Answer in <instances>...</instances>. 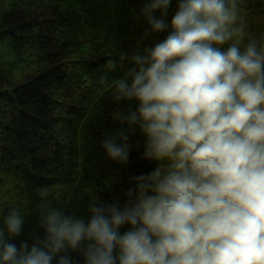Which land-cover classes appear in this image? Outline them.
<instances>
[{"label":"clouds","instance_id":"1","mask_svg":"<svg viewBox=\"0 0 264 264\" xmlns=\"http://www.w3.org/2000/svg\"><path fill=\"white\" fill-rule=\"evenodd\" d=\"M170 4L146 0L141 40L167 34L99 80L134 102L111 113L106 155L126 163L142 148L155 167L130 177L123 204L90 198L87 220L45 202L43 237L19 247L27 210L0 205V264H74L73 251L75 264H264V31L250 30L246 0H177L169 21Z\"/></svg>","mask_w":264,"mask_h":264},{"label":"trees","instance_id":"2","mask_svg":"<svg viewBox=\"0 0 264 264\" xmlns=\"http://www.w3.org/2000/svg\"><path fill=\"white\" fill-rule=\"evenodd\" d=\"M145 2L0 0V205L27 210L22 232L10 238L17 247L43 237L45 202L87 220L90 198L123 204L133 187L130 177L155 167L140 157L142 148L121 163L102 147L105 133L116 126L111 113L134 106L113 102L99 83L101 76H123L130 66L107 71L108 61L131 54L138 40L142 51L167 34L141 40ZM176 7L171 0L167 20ZM244 10L250 30L264 31V0H246ZM43 188L49 194L42 199ZM70 255L74 264L83 259L79 252Z\"/></svg>","mask_w":264,"mask_h":264}]
</instances>
